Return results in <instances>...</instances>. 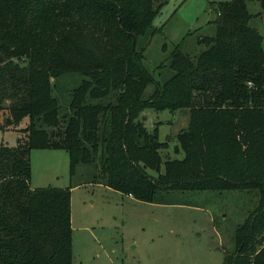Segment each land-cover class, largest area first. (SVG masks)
I'll return each instance as SVG.
<instances>
[{"label":"trees","instance_id":"1","mask_svg":"<svg viewBox=\"0 0 264 264\" xmlns=\"http://www.w3.org/2000/svg\"><path fill=\"white\" fill-rule=\"evenodd\" d=\"M246 1L207 0L214 33L198 36L195 55L174 45L159 81L137 39L154 30L161 2L0 0V128L15 133L0 141V264H72L69 186L31 187V148H63L69 175L83 164L92 182L139 200L254 190L222 264H264V47ZM72 72L79 81L61 108L53 79ZM145 108L187 109L181 156L161 158L166 143L143 122Z\"/></svg>","mask_w":264,"mask_h":264},{"label":"rangeland","instance_id":"2","mask_svg":"<svg viewBox=\"0 0 264 264\" xmlns=\"http://www.w3.org/2000/svg\"><path fill=\"white\" fill-rule=\"evenodd\" d=\"M159 2L151 21L154 30L139 36L137 44L144 46L145 67L160 81L171 73L168 56L174 45L179 43L189 55L204 47L197 38L214 33L215 10L207 0H154ZM246 8L264 47V7L248 0ZM78 81L74 72L53 79L61 108ZM151 89L148 83L143 93ZM141 112L144 123L149 118L146 126L152 127L153 120L159 140L166 141L161 158L181 156L174 151L175 133L185 124L187 109ZM14 137L12 130L0 128V141L12 144ZM29 163L31 187L69 186L72 264H222L224 254L234 249V228L257 200L254 190L245 189H173L158 191L151 201L129 198L92 182V172L83 164L69 175L63 148H31Z\"/></svg>","mask_w":264,"mask_h":264},{"label":"crops","instance_id":"3","mask_svg":"<svg viewBox=\"0 0 264 264\" xmlns=\"http://www.w3.org/2000/svg\"><path fill=\"white\" fill-rule=\"evenodd\" d=\"M251 26H252V25H251ZM143 113H144V112H141L140 115L142 116ZM147 119H149V118L144 119V120H146V121H145L146 124H148L147 121H149V120H147ZM186 122H187V118H186ZM186 122H185L184 125H180L179 128H180V127H184V126L186 125ZM151 123H152V124H151ZM151 123H149V124L152 125V127H156V131H157V125L154 124V121H153V120L151 121ZM149 127L152 128L151 126H149ZM177 131H178V130H177ZM175 134H176V133H175ZM165 137H166V136H165ZM157 138H158V134H157ZM158 140H159V138H158ZM161 141H165V140H161ZM165 143H166V141H165ZM95 184H97V185H103V184H101V183H95ZM103 187L108 188V189H111V188H109V187H107V186H105V185H103ZM111 190H113V189H111ZM113 191H115L116 193H118V194L121 195V192H118V191H116V190H113ZM123 194H125V193H123ZM125 195H126L127 197H129V198H133L130 194H125Z\"/></svg>","mask_w":264,"mask_h":264},{"label":"built area","instance_id":"4","mask_svg":"<svg viewBox=\"0 0 264 264\" xmlns=\"http://www.w3.org/2000/svg\"><path fill=\"white\" fill-rule=\"evenodd\" d=\"M262 239H263V242H264V232H263V234H262Z\"/></svg>","mask_w":264,"mask_h":264},{"label":"water","instance_id":"5","mask_svg":"<svg viewBox=\"0 0 264 264\" xmlns=\"http://www.w3.org/2000/svg\"><path fill=\"white\" fill-rule=\"evenodd\" d=\"M132 48H133V44H132Z\"/></svg>","mask_w":264,"mask_h":264}]
</instances>
